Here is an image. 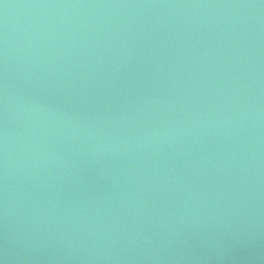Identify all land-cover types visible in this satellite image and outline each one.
<instances>
[{
  "label": "water",
  "instance_id": "obj_1",
  "mask_svg": "<svg viewBox=\"0 0 264 264\" xmlns=\"http://www.w3.org/2000/svg\"><path fill=\"white\" fill-rule=\"evenodd\" d=\"M0 264H264V0H0Z\"/></svg>",
  "mask_w": 264,
  "mask_h": 264
}]
</instances>
